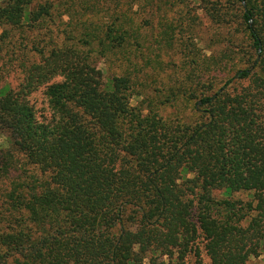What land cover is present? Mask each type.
I'll use <instances>...</instances> for the list:
<instances>
[{
    "label": "trees",
    "instance_id": "trees-1",
    "mask_svg": "<svg viewBox=\"0 0 264 264\" xmlns=\"http://www.w3.org/2000/svg\"><path fill=\"white\" fill-rule=\"evenodd\" d=\"M159 1L141 0V23L129 0H0V56L16 34L29 43H11L22 84L0 90V264H185L199 237L211 264L264 253V0H237L255 59L226 84L248 86L201 95L195 125L131 106L130 59ZM31 53L40 60L26 63ZM40 87L49 116L39 119L28 98Z\"/></svg>",
    "mask_w": 264,
    "mask_h": 264
},
{
    "label": "rangeland",
    "instance_id": "rangeland-1",
    "mask_svg": "<svg viewBox=\"0 0 264 264\" xmlns=\"http://www.w3.org/2000/svg\"><path fill=\"white\" fill-rule=\"evenodd\" d=\"M133 21L146 23L149 14H144L148 7L141 0H129ZM160 2L159 0H156ZM124 2V0H122ZM163 9L155 10L149 18V25L142 30L145 41L139 43L136 49V59H130L139 69L134 83L135 93L131 100V106L137 107L144 101L154 111V115L167 122H185L195 125L200 122V114L194 109L197 99L203 94L214 93L219 89L230 92L234 87L248 86V83L237 85L236 81L226 84L232 79L238 69H245L255 59V53L251 48L245 27L241 23L242 8L237 0H161ZM253 4V1H252ZM100 6L94 15V19L101 22L104 17ZM78 9V8H76ZM145 9V10H144ZM262 11L258 4L255 12ZM257 18H255L256 20ZM61 21L67 22L63 17ZM57 27L62 31L58 37L67 31L64 26ZM260 19L257 25L260 36L264 41V29ZM55 29V25H50ZM58 33V32H57ZM30 41V40H29ZM20 42V44H18ZM8 46L2 50L0 56V90L3 88L15 90L22 84L24 78L20 68L19 48H12L11 43L29 46L16 34L15 38L7 42ZM43 45V44H42ZM135 47V46H134ZM23 60L26 63L38 62L37 54L31 53ZM94 65L103 69V59H93ZM61 78L53 80L60 82ZM107 82V81H106ZM44 89L38 88L28 98L34 108L37 117L49 116L47 100L43 95ZM256 112L260 114L258 109ZM47 118V117H46ZM89 122V119H86ZM259 126L264 128V116H260ZM8 139L4 132H0V148H8ZM124 164V163H123ZM195 175L192 171H183L180 174L179 183L183 179H191ZM250 193L238 192L224 193V190L212 192L217 200L250 201ZM253 214L247 217L243 226L253 218ZM191 254L185 258V264H211L205 252V241L197 238L192 246ZM174 263V262H173ZM172 264V263H171ZM245 264H264V253L256 250L247 258Z\"/></svg>",
    "mask_w": 264,
    "mask_h": 264
}]
</instances>
